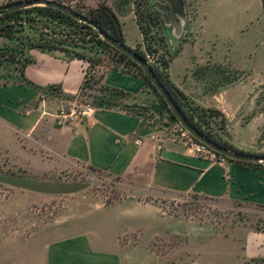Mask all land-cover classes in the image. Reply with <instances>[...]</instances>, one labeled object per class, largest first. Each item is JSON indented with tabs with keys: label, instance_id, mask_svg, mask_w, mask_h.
Returning a JSON list of instances; mask_svg holds the SVG:
<instances>
[{
	"label": "crops",
	"instance_id": "0c3cea01",
	"mask_svg": "<svg viewBox=\"0 0 264 264\" xmlns=\"http://www.w3.org/2000/svg\"><path fill=\"white\" fill-rule=\"evenodd\" d=\"M235 1V8L230 4L214 8L207 7V0H182L184 25L162 21L165 40L178 49L166 72L173 86L194 104L223 116L224 139L232 147L264 155V77L236 70L230 47L234 32L242 35L254 23L258 27L252 29V35L264 41V8L261 0H252V4L250 0ZM117 18L124 44L143 49L134 12ZM127 22L133 29L130 32L137 34L130 40L124 29ZM178 27L181 35L176 38ZM218 40L224 43L220 48L216 47ZM7 45L9 42L0 37V49ZM25 55L31 61L22 69L0 63V127L7 133L1 135L0 142L9 152L15 173L36 179L57 176L80 165L150 190L264 208V168L194 155L173 131L164 105L141 77L103 72L98 86L122 97L104 96L103 105L110 107H95L89 117L57 126L54 115L76 100L88 64L54 51L31 49ZM215 67L221 77L211 76ZM47 87L55 91L46 92ZM132 105L145 111H131ZM0 191L8 194L0 201L1 264L12 257L17 259L14 264H138L137 258L149 256L153 264L146 248L125 245L118 238L121 233L131 237L139 227H145L152 237L158 219L152 204L129 201L104 210L88 205L81 211L83 222L93 220L96 214L101 219L99 212H103L104 225L98 220L97 229L41 241L37 233L21 239L19 230L11 233L8 227L13 216L26 212L42 195L3 185ZM70 218L76 217H66L65 222H77ZM161 220L164 235L201 240L199 225ZM242 257L264 259L263 234L247 237Z\"/></svg>",
	"mask_w": 264,
	"mask_h": 264
},
{
	"label": "rangeland",
	"instance_id": "374dc122",
	"mask_svg": "<svg viewBox=\"0 0 264 264\" xmlns=\"http://www.w3.org/2000/svg\"><path fill=\"white\" fill-rule=\"evenodd\" d=\"M18 0H3L0 3ZM54 1L55 0H48ZM70 9H75L84 14L89 9L100 5L109 7L117 16H127L135 11L138 0H58ZM154 0H144L143 9L154 11L151 5ZM187 1V0H185ZM230 4L236 7L235 0H207V7L214 5ZM252 4V0H250ZM234 7V8H235ZM261 24V21H259ZM248 27L242 35L234 32L232 36L231 58L236 70L250 77H264V41L256 39L252 35V29ZM236 25H234V28ZM129 40L137 34L130 32L133 29L127 22L124 27ZM159 34L163 35L162 31ZM224 43L216 42V47H222ZM127 46V45H126ZM128 47V46H127ZM149 64H155V59L146 56ZM96 73L109 71L107 66L96 68ZM212 77H221L220 71L215 67L211 70ZM7 82V81H4ZM166 109V108H165ZM172 119V128L179 125ZM218 121V120H217ZM212 127V126H211ZM215 130V127H212ZM218 133V132H216ZM7 134L0 127L1 135ZM16 168L11 163L8 150L0 142V173H15ZM36 180L56 183L87 184V187L78 193L71 195L47 196L42 195L41 201L31 204L29 209L12 217L8 229L12 233L19 230L21 239H29L37 233V240L46 241L52 238H61L75 234L81 230L98 228V220L104 225L105 217L99 219L98 214L93 220L83 222L82 209L88 205L97 206L98 209L121 204L123 202H135L139 204H152L157 208L158 219L155 222L152 233H146L145 227H139L131 237L121 233L119 240L125 245H138L146 248L152 255L153 264H264V259L244 260L242 252L245 240L252 234L264 235V208L250 203H232L226 200H213L197 196H181L171 193L146 189L129 183L124 179L110 177L104 173L74 165L67 171L57 176L35 177ZM7 193L0 191V201L7 197ZM75 211V213H72ZM75 216L71 221L65 222L66 217ZM181 220L192 222L201 227V240L191 242L187 237L177 235L167 236L162 233V220ZM20 220L21 224H18ZM68 222H70L68 224ZM16 258H6L5 264H14ZM1 261V260H0ZM138 264H150V256L137 258ZM1 264V262H0Z\"/></svg>",
	"mask_w": 264,
	"mask_h": 264
},
{
	"label": "trees",
	"instance_id": "16d2710c",
	"mask_svg": "<svg viewBox=\"0 0 264 264\" xmlns=\"http://www.w3.org/2000/svg\"><path fill=\"white\" fill-rule=\"evenodd\" d=\"M55 1L59 2L58 0ZM143 1L138 0L136 2L134 11L135 20L142 35L143 49L136 47L133 50L145 60H147V55L151 59L156 58L157 65L150 64V67L184 116L196 128L219 145L236 150L224 139L226 135L223 116L214 109L197 106L169 81L166 70L169 61L178 52V49L174 52L168 50L165 37L159 34L162 27L160 14L156 10L147 11L143 9ZM261 1L264 8V0ZM13 2L9 1L5 5ZM73 11L80 14L78 10L73 9ZM81 15L88 18L111 38L124 44L120 22L115 12L109 7L100 5ZM0 37L9 42V45L0 49V63L5 62L20 66L22 69L31 61L25 55L28 50L39 49L48 52H60L69 58L87 62L88 66L82 82L84 88L106 92V89L98 86L102 73L97 74L96 68L107 66L109 70L141 77L169 112L142 70L134 62L101 40L91 27L74 21L60 11L33 7L2 14L0 15ZM22 81L30 84L24 79ZM51 91H55V89L53 87L46 88V92ZM103 97V95L94 96L93 104L95 107H110V105H103ZM130 110L138 113L145 111L143 107L136 105H132ZM171 117L174 119L172 115ZM211 126L215 127V130ZM232 162L264 168L257 164Z\"/></svg>",
	"mask_w": 264,
	"mask_h": 264
},
{
	"label": "water",
	"instance_id": "95a60500",
	"mask_svg": "<svg viewBox=\"0 0 264 264\" xmlns=\"http://www.w3.org/2000/svg\"><path fill=\"white\" fill-rule=\"evenodd\" d=\"M164 2L165 5H161L159 3L155 5V9L162 13L161 18L164 24L168 25L176 23L179 27L183 26L185 22V13L182 0H164ZM33 7L51 8L68 15L74 21L88 25L96 32L97 36L101 40L110 45L115 51L123 54L134 62L142 70L144 76L149 80V83L167 106L177 124L195 141L203 144L212 152L223 156L225 159L241 163L257 164L264 167V155L245 153L229 149L211 140L203 132L196 128L175 104L165 86L159 81L153 72L148 61L143 59L133 49H130L125 44L111 38L83 15L74 12L72 9L63 4L48 0H20L7 5H1L0 15ZM179 29L175 33L176 38L181 35V29ZM96 94L109 97H122V94L116 92H97ZM0 185L47 196L71 195L78 193L87 187V184L45 182L14 173H0Z\"/></svg>",
	"mask_w": 264,
	"mask_h": 264
},
{
	"label": "built area",
	"instance_id": "2783aa9c",
	"mask_svg": "<svg viewBox=\"0 0 264 264\" xmlns=\"http://www.w3.org/2000/svg\"><path fill=\"white\" fill-rule=\"evenodd\" d=\"M166 43L168 46V50L170 52H174L176 50L175 45L173 43H168L167 41ZM147 61H150V60H147ZM97 92H98L97 90H90V89L84 88L81 85L77 93L76 100L70 105H65L61 107L55 113L54 115L55 124L57 126H61V125L70 123L75 119L89 117L95 109V106L93 104V98L94 96L98 95L96 94ZM42 100H43V96H40V101ZM173 131L176 134H178V136L182 139V141H184V143L192 150L194 155L198 157L207 158L213 161H220V160L225 159L223 156L212 152L210 149H208L203 144H200L197 141H195L180 126L179 127L177 126V129L174 128Z\"/></svg>",
	"mask_w": 264,
	"mask_h": 264
},
{
	"label": "flooded vegetation",
	"instance_id": "af4514ba",
	"mask_svg": "<svg viewBox=\"0 0 264 264\" xmlns=\"http://www.w3.org/2000/svg\"><path fill=\"white\" fill-rule=\"evenodd\" d=\"M161 4V5H165V2H164V0H154L152 3H151V5L153 6V8L155 9V5L156 4ZM156 11H157V9H155ZM158 13L160 14V12L158 11ZM160 18H161V16H160ZM162 21V20H161Z\"/></svg>",
	"mask_w": 264,
	"mask_h": 264
}]
</instances>
